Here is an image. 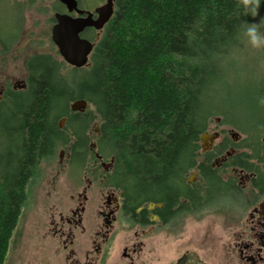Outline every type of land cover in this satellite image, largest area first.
I'll return each mask as SVG.
<instances>
[{
	"label": "trees",
	"instance_id": "1",
	"mask_svg": "<svg viewBox=\"0 0 264 264\" xmlns=\"http://www.w3.org/2000/svg\"><path fill=\"white\" fill-rule=\"evenodd\" d=\"M37 2L43 0L15 2L13 8L19 13ZM238 3L115 0L89 65L73 68L81 79L70 85L62 62L44 54L27 60V90L12 93L8 104L0 103V264L40 161L60 144L79 154L75 149L86 140L84 129L94 115L67 113L70 99H84L94 107L97 152L113 157L105 183L120 189L126 211L160 202L157 213L165 218L196 206L197 192L185 184L184 174L196 163L199 135L213 116L223 114L214 99L225 66L244 48L236 39L242 21L264 16V3L255 18L240 16ZM60 115L70 122L71 135L58 127ZM79 124L80 134L74 129ZM248 140L239 146L245 151L230 160H240L239 167L264 179L263 144L258 136ZM217 149H226L225 143ZM210 156L200 162V211L223 188H231L209 165ZM179 199L185 202L170 211Z\"/></svg>",
	"mask_w": 264,
	"mask_h": 264
},
{
	"label": "rangeland",
	"instance_id": "2",
	"mask_svg": "<svg viewBox=\"0 0 264 264\" xmlns=\"http://www.w3.org/2000/svg\"><path fill=\"white\" fill-rule=\"evenodd\" d=\"M23 1L0 0V39L5 44L8 43L6 49L0 46V81L15 82L21 79L25 75L26 60L36 54L49 55L62 62V74L66 76L65 81L68 85L70 82L80 80V71L73 70L63 61L51 40L50 31L54 12L52 6L55 0L37 2L30 8L24 9L23 17L19 21V15L14 10L13 4ZM101 1L80 0V4L84 8L91 9ZM217 91L214 104L223 114L213 116L208 128L222 130V137L226 136L233 140L230 146L235 149V154L245 151L239 146L249 143L248 137L258 136V140L262 143L264 104L260 103V100L264 98V50L244 47L236 52L225 66V76L218 83ZM76 99L79 98L68 100L67 113H70L69 105ZM64 106L65 101L62 102L59 110L64 109ZM83 112L94 115L86 123V133L88 141L96 142L98 131L95 128L99 126V118L89 102ZM62 117L66 116L60 115L57 123L67 135H71L70 122L67 117L64 120ZM72 122H75L73 118ZM74 127L80 134L82 125ZM232 131L237 133L234 139L233 136L230 137ZM262 144L264 147V143ZM226 150L228 148L215 151V155L210 156V161L216 164L215 158L224 154ZM70 152L67 145L60 144L51 157L40 161L37 173L28 183L27 199L10 238L4 264L59 263L57 262L59 257L53 252L55 244L51 239V217L54 216L57 220L58 212L67 215V209L75 206L76 195L86 184L82 173L68 165ZM73 156L78 159L79 154ZM221 172L227 175L230 169L227 167L226 170L221 169ZM96 181L98 183L99 180ZM95 191L96 187L92 185L87 194L97 202ZM229 197V192L218 194L200 211V215L182 213L173 219L170 226L155 227L151 236L145 237V241L146 246H151L158 254L157 263L165 262L163 259L165 256L167 259L168 256L174 259L184 251L197 252L200 253L201 258L214 261V255L221 251L220 246L227 236V228L223 220L227 219L230 210ZM87 219L99 220V217L92 210V213L89 211ZM126 234L122 231L118 236L122 237Z\"/></svg>",
	"mask_w": 264,
	"mask_h": 264
},
{
	"label": "flooded vegetation",
	"instance_id": "3",
	"mask_svg": "<svg viewBox=\"0 0 264 264\" xmlns=\"http://www.w3.org/2000/svg\"><path fill=\"white\" fill-rule=\"evenodd\" d=\"M76 1L77 7L84 11L80 16H86V11H89L93 12V18H95L94 8L104 4L106 0H102L91 9L82 7L80 0ZM53 4H57L58 7L57 10L54 9V12L68 13L59 0H55ZM114 7L115 0H113V12ZM68 14L72 17L78 16L75 11ZM18 15L22 18L23 10ZM52 21L54 24V18ZM104 25L100 30L87 27L80 33V37L95 44ZM0 46L6 49L8 43L5 44L0 39ZM27 60L25 75L21 79L15 82L0 81V103L8 104L12 93H23L27 90ZM69 111L70 113H85L83 111L73 112L70 109ZM57 125L60 127L59 123ZM84 130L86 140L78 144L81 149H75L79 157L75 159L70 152L68 165L77 168L82 173L86 184L82 191L77 193L75 206L67 209L68 214L58 212L57 220L52 216L50 221L51 239L55 244L53 252L59 257L57 258L58 264H158L159 256L151 246H146L145 237H150L157 226H170L173 219L182 213L200 215V162L204 155H215V151H219L217 147L223 142L228 150L215 158L216 164L209 159V165L217 169L220 179L231 186V188H223L222 191L224 194L230 193V199L228 198L230 210H228L227 219L223 220L227 228V236L220 246L221 251L214 255V261L201 258L200 253L184 251L174 259L170 256L167 259L165 256L163 258L165 262L162 264H264V179L257 177L253 171L239 167L240 160H230L235 154V149L230 146L233 140L226 136L222 137V130L207 127L199 135L196 163L184 174L185 184L197 192L196 206L191 211L173 212L165 218L157 213V209L162 207L160 202H146L135 208L133 213L125 210L120 189L105 183V178L113 167V157H103L98 154L96 142L88 141L86 126ZM95 130L98 131V128ZM204 133H208V136L203 141L201 136ZM234 136L236 134H230L233 139ZM218 141L220 142L216 145ZM68 148L70 150V146ZM227 151L230 152L229 155H226ZM227 167L230 173L225 175L221 169L226 170ZM92 185L96 187L97 202L87 194ZM182 202L185 200L179 199L178 204L171 207L170 211ZM151 204L152 207H150ZM92 210L95 211L99 220L87 219L89 211L92 213ZM142 210L145 216H142ZM122 231L127 234L122 237L118 236Z\"/></svg>",
	"mask_w": 264,
	"mask_h": 264
},
{
	"label": "water",
	"instance_id": "4",
	"mask_svg": "<svg viewBox=\"0 0 264 264\" xmlns=\"http://www.w3.org/2000/svg\"><path fill=\"white\" fill-rule=\"evenodd\" d=\"M59 1L65 5L68 13L75 11L78 16L72 17L68 13L55 12L53 15L55 22L50 31L51 40L67 64L74 67L81 66L88 60L93 43L80 37V33L87 27L100 30L113 13V0H106L104 4L94 8L95 18H93V12L89 11H86V16H80L84 11L77 7L76 0ZM86 107L88 104L84 100L74 101L70 105L72 111H83ZM231 133L237 135L236 132L232 131ZM207 136L208 133H204L201 139L204 141ZM261 141L264 143V135ZM229 154L230 152L227 151L226 155Z\"/></svg>",
	"mask_w": 264,
	"mask_h": 264
},
{
	"label": "clouds",
	"instance_id": "5",
	"mask_svg": "<svg viewBox=\"0 0 264 264\" xmlns=\"http://www.w3.org/2000/svg\"><path fill=\"white\" fill-rule=\"evenodd\" d=\"M264 0H239V15L242 17L255 18L258 15V9ZM236 39L244 47L252 50H264V16L258 21L249 22L243 20ZM260 103L264 104V98Z\"/></svg>",
	"mask_w": 264,
	"mask_h": 264
},
{
	"label": "bare ground",
	"instance_id": "6",
	"mask_svg": "<svg viewBox=\"0 0 264 264\" xmlns=\"http://www.w3.org/2000/svg\"><path fill=\"white\" fill-rule=\"evenodd\" d=\"M60 3H61V2H60ZM63 5H64V4H63ZM64 6H65V5H64ZM56 12H57V11H56ZM54 13H55V12H54ZM54 13H53V15H54ZM59 13H61V12H59ZM112 14H113V13H112ZM111 16H112V15H111ZM111 16H110V17H111ZM53 18H54V17H53ZM93 46H94V43H93ZM57 50H58V49H57ZM92 50H93V48H92ZM91 52H92V51H91ZM91 52H90V54H91ZM90 54L88 55V60L86 61V63H84V64L81 65V66H77V67H75V68H80V67L88 66V65H89V56H90ZM61 57H62V56H61ZM62 59H63V58H62ZM68 65H69V64H68ZM70 66H71V65H70ZM72 67H74V66H72ZM78 100H84V99H76V100H74V101H78ZM74 101H73V102H74ZM84 101L87 102L86 100H84ZM73 102H72V103H73ZM72 103H71V104H72ZM71 104H70V105H71ZM87 104H88V102H87ZM70 105H69V106H70ZM69 109H70V108H69ZM70 110H71V109H70ZM84 110H85V109H84ZM84 110H83V111H84ZM71 111H72V110H71ZM73 112H78V111L76 110V111H73ZM80 128H81V127H80Z\"/></svg>",
	"mask_w": 264,
	"mask_h": 264
}]
</instances>
